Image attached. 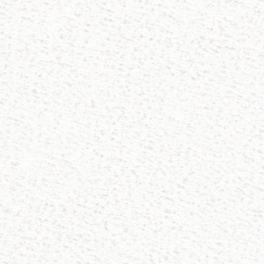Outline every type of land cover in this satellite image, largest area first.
Returning <instances> with one entry per match:
<instances>
[{"label":"snow or ice","instance_id":"obj_1","mask_svg":"<svg viewBox=\"0 0 264 264\" xmlns=\"http://www.w3.org/2000/svg\"><path fill=\"white\" fill-rule=\"evenodd\" d=\"M0 264H264V0H0Z\"/></svg>","mask_w":264,"mask_h":264}]
</instances>
